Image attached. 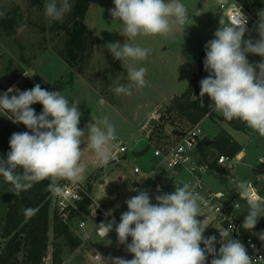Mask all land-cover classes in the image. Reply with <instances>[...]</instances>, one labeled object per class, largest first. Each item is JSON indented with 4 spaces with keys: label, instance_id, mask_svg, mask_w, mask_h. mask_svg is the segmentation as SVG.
<instances>
[{
    "label": "clouds",
    "instance_id": "clouds-1",
    "mask_svg": "<svg viewBox=\"0 0 264 264\" xmlns=\"http://www.w3.org/2000/svg\"><path fill=\"white\" fill-rule=\"evenodd\" d=\"M219 3L224 4L225 0ZM114 5L110 14L122 23L121 35L127 40L168 37L174 27H182L188 18L187 8L180 0H114ZM70 10L69 0H49L44 6L45 16L51 21L62 20ZM258 16L259 38L255 41L244 39L248 18L241 10L229 22L220 20L215 38L205 46L204 69L209 75L200 81L199 97L207 95L214 111L229 121L241 120L264 137V61L254 65L247 59L249 53L264 58V10ZM127 40L123 45L107 44L111 55L127 67L129 83L118 84L113 89L117 95H131L134 87L143 88L147 83V68L136 67L132 62L147 60L151 49ZM14 90L19 94L10 95ZM36 103L43 106L39 115L30 107ZM78 105L75 101L70 103L60 91H48L39 84L30 90L9 88L0 94V112L30 130L13 133L7 158L0 159V176L12 185L15 195L43 180L50 181L48 190L55 195L63 192L60 180L78 182L86 171L81 163L85 149H81L82 142H86V148L94 152L101 165L109 162V146L117 140L114 124L108 116H91L93 122L86 126L85 140V129L78 127ZM232 187L246 201L248 214L242 227L251 231L264 216V198L249 194L248 181H236ZM174 188L170 194L157 195L155 204L147 191H139L126 201L128 211L122 213L115 232L118 242L126 244L133 258H109L110 264H206L209 255L213 257L210 264H253L245 246L231 238L232 229L219 230L217 253L216 237L203 235L208 227L206 218L198 219L202 216L201 205L206 203L204 197L188 182H175ZM37 211L27 208L24 215L30 218ZM111 214L112 210L106 213ZM113 224L109 221L96 225L97 234L107 237ZM257 235L264 241V232ZM128 237L132 238L131 243H127ZM109 260L102 259L103 264H109Z\"/></svg>",
    "mask_w": 264,
    "mask_h": 264
},
{
    "label": "rangeland",
    "instance_id": "rangeland-1",
    "mask_svg": "<svg viewBox=\"0 0 264 264\" xmlns=\"http://www.w3.org/2000/svg\"><path fill=\"white\" fill-rule=\"evenodd\" d=\"M180 1L187 8V21L182 27H174L172 33L169 35L170 38H164L165 44H167L170 48L178 49L182 54H184L183 50H181V46L183 45H192L190 52L195 48L199 52H206L205 46L208 41L215 38L214 33L220 27V20L223 18L226 22V17L220 15V12L223 10L221 8L222 4L219 3V0ZM245 1L247 8L244 9L248 13H253L252 9H254V7H252V5H257L258 2H261L262 7L257 9V11L260 12L261 10H264V0ZM48 2L49 0H0V13H2V15H0V19L8 11L15 10L16 8H19L18 16L21 18V22L15 34L9 35L4 30L0 29V87H8V89L14 87L16 89L30 90L31 84L34 86L36 84L40 85V83H38L35 78L37 75L36 72H38V74L44 78L42 79L43 81L46 79L47 82H51L52 87L57 86V81L60 83L64 77L63 80L65 82L60 83L61 87L64 89L65 93H71L70 103L75 101L79 104L78 108L81 112V117L78 127L85 129L86 140L88 130L87 128L83 127L84 125L82 123V119H84V117L91 115L99 119L105 115L108 116L110 122L114 124L117 123V126H119V123L123 117H119V115L115 113V110L120 109V105L122 103L127 107H132L137 103L139 96H135L129 100L128 96L126 97L124 94L123 96L116 98V107H113L110 105V103L102 102V99L96 98L94 101V98L89 96V93L83 88L82 84L79 83V81H76L78 80L77 76H74L73 79L75 82V92L72 93L70 91L69 84L71 82L70 77L73 69L60 55V52L62 49H64L65 42L68 38L66 33L67 31L65 27L62 28L60 25L56 24V21H51L45 16L44 6ZM98 2L99 3H97L95 8L91 9L90 14L87 16V22L89 21V18L94 16L93 12H98L96 18L93 19V21L96 23L94 27V32L96 35H99L101 40L103 42L105 41L107 44L119 42L121 45H123L127 40V37L121 35L123 25L120 21L113 20V17L110 14V10L114 8V5L105 0H98ZM69 3L71 5V10L64 15L62 20L58 21L61 25L72 26L71 15L73 14L76 0H69ZM231 4L232 0H225L224 5L229 6ZM195 17L196 21H194ZM258 20L259 16H252L251 24L249 25L250 30L245 32L244 39H252L255 41L259 38V34L256 31ZM127 42L145 46L150 43V39L149 37H136L133 40H127ZM105 50L106 49L104 46L99 51L104 66L113 62L111 57L109 58V56H106L107 51ZM90 55L91 46L83 54L78 72L85 73L86 76L92 75L94 78L95 74L92 71V67L90 65L86 66L89 63ZM205 58H203V72L199 77L200 81L209 75V73L204 69ZM259 58L260 56L258 55L251 53L247 54V59L252 64H255ZM156 64L157 63L155 61L153 67H155ZM100 70L101 72L103 70V66L101 65ZM155 83L158 84L160 89H167L166 93H168L170 87L172 90H175L181 85V81L175 80V78L170 79L168 83L163 82L162 76L161 79H159V81H155ZM179 91L177 93H179ZM194 94L195 93H193V95ZM200 98L202 104L209 107L210 111H213H211L212 115L209 116L208 114L206 117H204L201 123L202 129L204 130L202 138H211L215 136L221 129H225L229 131L232 136L235 137V139L244 147L243 155L241 159L236 161V168L231 174L222 173L220 175H216L213 172H209L205 175L206 180L213 187L217 189L219 188L223 190L234 191L235 188L232 187L234 183L232 181V177L236 178L237 180L248 181L253 179L263 168L260 163V158L264 157V137H261L254 131H238L233 129L225 121V118L221 114L214 111L213 107L211 106L212 101L207 95ZM144 100L145 98L142 99V101ZM33 106L34 104L30 107L33 108ZM164 111H166V109ZM9 121L12 122V120L8 119L7 116L0 112V142L5 137L4 126ZM181 124L183 126L180 124L177 126L182 128H184V124L186 126L185 128L190 126V124L186 123L185 121H183ZM13 125L22 130V132L29 131L23 124L13 123ZM117 126H115L117 139H120V134L124 135L126 132L129 133L128 138L123 140L126 144H128V153L124 154L120 152L116 157H121L118 159V161H110L106 165H101L99 160L96 159L97 157L95 156L94 152L91 149L86 148L87 144L82 142L81 149H85L81 163L85 166L86 171L80 178L79 182L86 188L90 189L91 195L95 198V200L100 201V203L108 205L111 202H114V205H118V218L120 222L122 213L128 211L126 204L128 199L138 195L139 191H147L151 202L155 204V197L157 195L164 193L170 194L175 190L174 186L172 185L173 178L177 179L179 175L176 176V173L169 169L166 165H163L161 168H157L158 165L154 161V147L163 148L172 144L175 140L171 133L173 126L166 125L165 131L158 134L156 131L158 130V123H154L153 130L150 133V136L153 131V134H155L153 137L154 146L152 145L150 150L141 156H135L134 152L141 151L148 145H145L144 139L139 143L136 142V139H141L143 136L141 134H138L137 136L135 135L136 131L131 132L128 131V129L121 131ZM145 133H147V131H145ZM9 151L10 150L1 149L0 147V159H6L7 153ZM210 152L211 158H214L217 156V154H219V151L215 148H210ZM136 167L141 169L140 173L134 172ZM107 174H109V176H106ZM149 175L151 177H149L139 188H136V185L132 182V179L141 181ZM120 176L123 177V180H120ZM184 177L185 174L178 179L183 181ZM101 178H104L103 183L98 182ZM157 179L163 180L164 182L163 188H161L159 192L157 191L155 185V181ZM258 187L261 189L264 188V178L258 183ZM11 194H13L12 185L5 182L4 178L0 176V244L3 242L1 235L4 214L7 210V199L9 196H11ZM86 211L82 210V213L78 214V218H76V220L79 221L82 219L85 220L88 225H93L90 223L87 214L83 213ZM247 214V206L245 205L241 218L245 219ZM88 230L89 233L92 232L91 226H89ZM80 234L83 236V238L89 235L88 232H80ZM83 238L81 246L83 245L84 247L88 248L87 251H75L73 253L66 254L62 264H103L102 260L98 262L93 261L92 255L96 253H100L104 260L117 257L125 259L133 258V255L126 250V244H120L118 242V236L115 232V225H113V230L106 238H101L97 235H94L92 238L87 240V242H84L86 239L84 240ZM127 243H131V241ZM54 244L55 238L52 231H50L49 249L47 255L48 264L52 263Z\"/></svg>",
    "mask_w": 264,
    "mask_h": 264
},
{
    "label": "trees",
    "instance_id": "trees-1",
    "mask_svg": "<svg viewBox=\"0 0 264 264\" xmlns=\"http://www.w3.org/2000/svg\"><path fill=\"white\" fill-rule=\"evenodd\" d=\"M91 0H76V5L71 15L72 26L61 25L56 21L57 25L66 28L67 40L64 49L60 55L75 71H79V66L83 54L92 46V35L84 22L85 15L89 9ZM244 8H247L245 0L239 1ZM253 13L258 16L257 9L262 7L261 2L257 5L253 4ZM19 8L8 11L0 19V29L7 34L13 35L17 32V28L21 22L18 16ZM203 56L202 53L198 60L196 78L192 81L189 87L181 95L175 96L166 111L161 115L158 122V134L165 131L166 125L173 126V129L185 132L192 126L199 123L204 117L210 113V108L203 105L199 97L200 87L196 89V85L200 82L199 77L203 72ZM36 81L40 83L42 89L48 91H60L61 85L52 87L51 83L44 82L42 77L37 74ZM34 85H30L32 89ZM8 87H0V94L6 92ZM195 93L196 98H193ZM33 109L37 115L43 111V106L39 103L34 104ZM185 121L190 124L188 128L177 126ZM225 121L235 130H245V123L239 119ZM176 125V126H175ZM183 126V125H182ZM5 137L0 142L1 149L10 150L9 141L13 133H22V130L13 125L9 121L5 126ZM29 130V129H28ZM30 133V130L28 131ZM154 132V131H153ZM151 134L149 143L154 146V135ZM174 139L177 136H174ZM209 139L203 138L197 145V152L201 159L206 161L210 157V148H215L219 154L235 156L244 148L230 132L221 129L213 138L211 143H207ZM211 168H216L229 174L216 164L214 159L210 162ZM17 171H20L19 169ZM49 180H43L35 183L33 187L27 191H22L18 195L15 193L8 197L7 210L4 214L2 235L3 242L0 244V264H44V260L48 255L49 249V233L52 231L55 244L52 252V264H62L66 254L75 252L82 244V237L74 230L73 226L52 210L51 195L48 190ZM91 203V198L86 197L85 200L79 203L80 210L86 211ZM27 208L38 209L32 217L28 218L24 215V210ZM52 211V216H51ZM75 213V212H74ZM76 214V213H75ZM73 215V214H72ZM264 225V216L257 222L256 229L258 230Z\"/></svg>",
    "mask_w": 264,
    "mask_h": 264
},
{
    "label": "built area",
    "instance_id": "built-area-1",
    "mask_svg": "<svg viewBox=\"0 0 264 264\" xmlns=\"http://www.w3.org/2000/svg\"><path fill=\"white\" fill-rule=\"evenodd\" d=\"M221 8L223 9L221 14L226 17V22L231 21L236 13L241 10V12L248 18L246 27H249L252 16L241 4L232 3L229 6L222 4ZM261 61H264V58L260 57L255 64H258ZM12 88L16 89L14 87ZM18 90L24 91V89ZM14 92L17 91L14 90L10 93V95H16ZM245 130L253 131L246 124ZM202 134L203 129L201 127V122H199L186 130L184 135L177 137V140L175 139L172 144L163 148L154 147V157L156 158V164L158 165L157 168H161L163 165H166L169 169L175 172L181 173L182 175L185 174L183 181L176 180L175 182L190 183L193 188L204 197L206 203H202V216L198 217V219L204 220L206 218L208 227L203 235L205 238L210 236L216 237L217 243L215 247L217 253L220 247L219 241L221 239L219 230L232 229L231 238L239 240L245 246L248 255L253 258V264H264V241H261L257 235V233L264 232V225L258 230L256 227L251 231L243 229L242 224L244 220L241 216L243 208L246 205V201L241 199L236 189L231 192L223 189L210 190L205 181L206 173L212 169L210 162L214 159L216 160V164L218 166L231 174L236 168V161L241 159L244 148L241 151L242 153H238L235 156L220 154L212 160L204 161L197 155V145L199 141L202 140ZM149 138L150 134L148 135V139ZM118 149L124 154L128 153V147L124 144H119ZM260 163L263 168L253 179L248 180L250 184L249 194L253 197L264 198V188L261 189L258 187V183L264 178V157L260 158ZM134 172L140 173L141 169L136 167ZM149 177L151 176H146V178L141 181L132 179V182L135 183L136 188H139ZM232 181L236 182L240 180L232 177ZM58 183L62 186L63 192L59 195L52 193V210L56 211L61 218L71 224L80 236V232H85L89 229V226H91L92 232L86 237L84 242H87V240L92 238L94 235L99 236L96 231V225H99L101 222L114 221L113 225H116L119 222L118 205H114L113 203L106 205L94 200L91 197L90 190L79 181L72 183L67 180H60ZM163 183V180L157 179L155 181L156 188H163ZM173 185H175L174 179ZM86 197L91 198V203L87 207V211L83 213L87 214L90 223L93 225H88L87 222L82 219L79 221L76 220V218H78V214L82 213V210L79 208V203L83 202ZM237 203L239 204V207L235 206ZM109 210H112V214L106 215ZM110 233L111 232H109L108 236ZM252 245L255 247H252ZM201 247L203 248L204 245L202 244ZM87 249L88 248L82 245L76 251L86 252ZM100 257L103 259V256L100 253L92 255L93 261L96 262L102 260ZM212 258L213 257L210 255L207 256L206 264H210ZM44 264H48V257L45 258Z\"/></svg>",
    "mask_w": 264,
    "mask_h": 264
},
{
    "label": "crops",
    "instance_id": "crops-1",
    "mask_svg": "<svg viewBox=\"0 0 264 264\" xmlns=\"http://www.w3.org/2000/svg\"><path fill=\"white\" fill-rule=\"evenodd\" d=\"M105 1L114 5V0H105ZM239 1L240 0H232V3L240 4ZM97 3H99L98 0H91L90 5H89V9H88V11L85 15V18H84V22L87 25V27H88L91 35H92V38H93V44L91 46V55H90L89 63L86 66L90 65L92 67V71L94 72L95 75L93 78L92 75L86 76L85 73H80L78 71L73 70L71 72V77H70V80H71V82L69 84L70 85V91L72 93L75 92L74 91L75 82L73 81V79H74V76H77L78 80H76V81H79V83L82 84L83 88L89 93V96L94 98V101L96 100V98L102 99V102L110 103V105H112L113 107H116V103H117L116 98H119L120 96H123L124 94L117 95L113 91V89L118 84L127 85L129 83L128 78H127V67H126V64L123 67L122 61L116 60L111 55V53L107 49V43H105V41L103 42L101 40V38L99 37V35H96V33L94 32V27H95L96 23L93 21V19L96 18L98 12H93L94 16L89 18V21L87 22V16L90 14L91 9L95 8ZM114 7H115V5H114ZM249 14L251 16H255L254 13H249ZM220 15H222L221 12H220ZM194 21H196V17H195ZM249 30H250V28L248 27L247 31H249ZM164 38L168 39L170 37L169 36L168 37H162L159 35L149 37L150 43L145 45V46H142V47H146V48L151 49V54L149 55L147 60L138 61L137 63L132 62L135 64L136 67L142 66V67L147 68V74L145 77L146 82H147L146 85L143 88H134L135 91L133 90L131 95H126V97L128 96L129 100H131L135 96H139L137 99V103L134 104L132 107H127L126 105H124L122 103L120 105V109L115 110V113L117 115H119V117L122 116L123 118L121 119L119 126H117L118 125L117 123L116 124L113 123V124L115 126L119 127V129L121 131L128 129V131H131V132L136 131L135 135H137V136H138V134H141L143 137L141 139L140 138L136 139V142L139 143L141 140L144 139L145 145L150 144L149 139H148V135L150 134V131L153 130L154 123L159 122L161 115L165 112L164 110L170 105L173 98L175 96L181 95L183 92H185L186 89L189 87V85L192 83V81L196 78L198 60L200 59L201 54L202 53L204 54L203 58L206 57L205 51L199 52L196 48L190 52L192 45L191 46H188V45L181 46V50H183V52H184V54H182L179 52L178 49L170 48L167 44H165ZM104 46L106 49L105 51H107L106 56H109V58L111 57V59L113 61V62H111V64L106 65V66L103 65L104 63L102 62L101 55L99 54L100 49ZM155 61L157 64L155 65V67H153V64L155 63ZM117 62H118V64H117ZM100 65L103 66V70H102L103 74L100 70ZM117 66H121L122 68L117 67ZM115 67H117V68H115ZM36 73L38 74V72H36ZM161 76L163 77V82H167V83L172 78H175V80H180L181 81L180 87H178L175 90H172V88L170 87L168 93H166L167 89H160L158 84L155 83V81H159V79H161ZM42 79H44V78H42ZM63 79H64V77L61 80L62 83L65 82ZM44 81H46V79ZM49 83H51V82H49ZM60 83L57 81V84H60ZM178 91H179V93H177ZM61 93L69 100V102L71 101V99H70L71 93H65L63 88L61 89ZM143 98H145L144 101H142ZM94 101H93V103H94ZM211 111H210V113H211ZM82 120H83L82 123L84 125L83 127H85V128L89 123L93 122L91 119V115L84 117V119H82ZM202 121H203V119L200 122L202 123ZM175 130L176 129L172 128L171 133L173 134V131H175ZM145 131H147V133H145ZM178 131H180V130H178ZM203 132H204V130H203ZM128 134L129 133H127V132L124 133V135L122 134L123 136L120 134L119 135L120 139H117L116 141L112 142V144L109 146V150H110L109 162L115 161V160L118 161V159L121 158V157L116 158L118 153H120V151L118 149V145L119 144H124L125 146L128 145L123 141V140H126L128 138ZM174 136H177V135H174ZM215 136H213L211 138H207V139H209L208 141H212ZM177 137H179V136H177ZM138 143H136V144H138ZM151 147H152V145H151ZM240 153H242V152H240ZM197 155L201 158V156L198 152H197ZM96 159L99 160L98 157ZM212 159L213 158H211V152H210L209 160H212ZM154 161L156 162V158L154 159ZM209 172H213L216 175H220L222 173H225L223 171H219L216 168L210 169L207 173H209ZM175 173H176V176L177 175H179V176L177 177V179L173 178L174 184H175L176 180L181 181L178 178H180L182 176L181 173H178V172H175ZM106 176H109V174H107ZM104 178H101L98 182L103 183ZM120 180H123V177L120 176ZM205 180H206V178H205ZM206 183H207L208 187L210 188V190H220L219 188L217 189V188L213 187L207 180H206ZM226 191L231 192L233 190H226ZM90 194H91V192H90ZM91 197L95 200V198L92 195H91ZM117 200H119V199H117ZM111 203H114V202H111ZM242 219L244 220V218H242ZM85 232H88V234H90L88 229ZM81 237L83 238V236H81ZM86 237L83 239L85 240Z\"/></svg>",
    "mask_w": 264,
    "mask_h": 264
},
{
    "label": "water",
    "instance_id": "water-1",
    "mask_svg": "<svg viewBox=\"0 0 264 264\" xmlns=\"http://www.w3.org/2000/svg\"><path fill=\"white\" fill-rule=\"evenodd\" d=\"M200 87V83H198L197 85H196V89H198ZM16 95H18L19 93L18 92H14ZM193 97H196L195 96V94L193 95ZM173 134L174 135H177V136H182V135H184V132H182V131H178V130H175V131H173ZM211 141H208L207 143L209 144ZM150 148H151V144H148L143 150H141V151H138V152H134V155L135 156H141V155H144V154H146L149 150H150ZM131 237H128L127 238V242H130L131 241Z\"/></svg>",
    "mask_w": 264,
    "mask_h": 264
}]
</instances>
